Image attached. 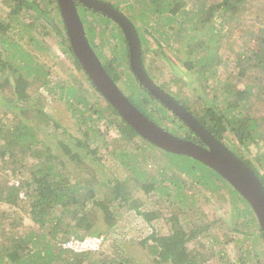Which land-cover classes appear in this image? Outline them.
<instances>
[{"label":"trees","instance_id":"trees-1","mask_svg":"<svg viewBox=\"0 0 264 264\" xmlns=\"http://www.w3.org/2000/svg\"><path fill=\"white\" fill-rule=\"evenodd\" d=\"M102 1L110 3L133 24L140 40L141 62L150 79L156 83L154 78H157L160 84L164 83V87H159L243 160L264 189V153L251 157L248 151L250 146H264L263 81L257 78L255 86L241 89L233 82L217 78L218 70L225 72L230 62L229 55L223 54L227 50L235 56L239 80L248 69L260 68L264 73V39L250 33L245 43L249 47L240 52L234 51V46L240 47L237 40L231 49L226 48L230 43L222 35L225 24L252 8L256 0ZM75 5L77 11L80 10L88 43L97 58L102 59L109 77L119 89L121 85L130 84L132 78L140 90V94L131 93L134 98L127 97L130 102L158 126H167L164 130L184 140L197 141L190 137L192 132L180 119L137 83L129 68L128 48L119 26L101 12L78 2ZM1 6L7 8V12H3L6 17H0V264H134L123 251L120 256L98 261L97 252H74L61 247L64 241L101 237L115 227L118 210L124 207L134 209L148 224L166 223L165 233L153 232L140 241L141 256L148 264H206L215 256L205 245L203 238H207L202 234L209 232L213 223L202 221L203 216L197 214L196 198L205 191L215 192L219 186L230 190L227 202L234 207L231 224H227L229 231L238 232L237 225L241 223L250 227L255 224L256 234H250L260 239L264 247L258 221L236 190L198 161L160 150L139 137L97 92L71 51L56 0H3ZM261 9L264 10V4ZM28 13L32 21L22 24V33L36 32L28 36L34 53L19 45L16 35L12 34L16 21ZM35 21L41 23V30H36ZM150 40H154L155 48ZM173 40L181 46L175 49L174 55H169L165 47L170 49ZM254 41H260L258 49L252 46ZM50 42L62 47L68 65L74 66L89 87L85 88L80 78L59 87L61 97L65 95L71 126L70 129L63 127V133L60 132L70 141L58 139L57 153L41 140L26 108L30 106L29 99L35 106L41 104L39 96L34 95L37 84L38 88H48L46 68L49 66L36 58L39 53L49 51ZM110 44L109 56L103 57L100 51L108 52L109 49H105ZM159 57L166 59L163 66L155 63L154 59ZM169 74L171 79L165 81ZM188 82L198 84V89L189 88ZM255 87L259 92L256 95ZM90 91L96 95L94 100L90 99ZM20 103L24 105L21 107ZM258 103L261 104L259 110ZM40 115L44 116L43 123L50 118L53 131L60 129L56 119L43 112ZM33 117L36 118L34 113ZM101 121L107 130L109 127L114 130L118 139L107 140L106 134L99 133L96 123ZM169 122L173 126L168 127ZM112 144L110 150L108 146ZM35 145H41V149L34 151ZM104 156L112 158L118 171L125 168L137 177L135 181L145 192L146 200L132 196L129 180L121 181L114 176L112 181H104L96 165ZM149 161L153 169L162 170L156 176L143 179L146 171L141 170V165ZM167 171L172 173L168 175ZM103 188L106 191L101 194ZM194 191L198 195L192 194ZM163 199H166L167 211L161 208ZM145 204L150 205V209L140 211ZM99 218L102 225H96ZM216 222L223 220L217 218ZM103 225L106 229H102ZM237 264H264V261L259 260L256 252L248 251L238 257Z\"/></svg>","mask_w":264,"mask_h":264},{"label":"rangeland","instance_id":"rangeland-1","mask_svg":"<svg viewBox=\"0 0 264 264\" xmlns=\"http://www.w3.org/2000/svg\"><path fill=\"white\" fill-rule=\"evenodd\" d=\"M120 3H122L123 0H119ZM3 0H0V17L3 19L6 17L4 13L7 12V8L4 6H1ZM253 2V1H252ZM264 0H256L252 8H248L244 12H241L238 17L235 18V20L230 21L228 24H225L223 27V39L227 41V43H230V46H226V48H232V43H234L235 40H237L240 47L235 48L234 51L243 52L245 48L249 47L246 42H248V36L250 37V33L254 34V37H260L261 39H264V10L261 9ZM6 11V12H5ZM4 12V13H3ZM79 15L80 10H78ZM54 14V13H53ZM51 15L53 18L54 15ZM88 14V13H86ZM31 14H26L21 16L18 21L15 23V27L12 31L13 35H16L15 39L18 40L17 42L19 45H22L24 48L31 51L32 53L35 52L33 49V45L28 43V36L29 34L33 35L36 32L34 30L29 31L27 30L25 33L23 32V25L27 24L32 21V18L30 17ZM55 21V24L58 26L59 23H57V19L53 18ZM36 30L42 29L41 23L39 21H35ZM39 27V28H38ZM28 28H25V30ZM170 40V39H168ZM154 40H150V45H152V48H155L156 45L152 43ZM162 43L165 40H161ZM253 47L259 48L260 47V41H254L251 43ZM50 49L48 52L45 53H39V57L36 58V60H41L44 62L48 68H46L47 71H49L47 75V81H49L48 88H38L37 84V92L34 93L35 96H39L40 99V106L36 105L29 99L27 104H30L29 107H26L29 109V120L31 121L32 117V123L33 127L35 126V129H37V134H39V137H42L41 140H43L44 143L49 144L50 148H52V151L57 153L58 148H56L55 143L58 139L66 140L69 142L70 140L64 136L65 134L60 135V132L63 133V127L66 129H70L71 123L69 122L70 118V112L68 109H66V103H65V95L61 97L59 87L64 84H68L72 82V80L80 78V81H82L85 88H87V83L83 80L80 73L76 71L74 66L68 65L69 60L65 58L63 55L62 47L55 43L50 42ZM243 45V47H242ZM180 44L177 41H171L170 49L168 47H165L169 53V55H174L176 52V48H180ZM108 50V52L100 51L101 55L103 57H108L110 54V51L112 49V45L110 44L108 48L105 50ZM226 56L229 55V61L227 63V68L225 72L222 70H218L217 78L220 79V81H230L234 84H237L239 88L243 89L245 87L255 86V82L257 78H260L263 81L264 84V73L260 68H256L253 70L248 69L245 76L242 78V80H239L238 76V68L234 64L235 56L232 52L226 51ZM98 55V53H97ZM99 61L103 63L102 59L100 57ZM145 60V68L147 70V60ZM155 63L159 62V66H163L166 61L164 58H156ZM232 60V61H231ZM163 63V64H162ZM130 79V77H128ZM171 79V75L165 77V81H169ZM154 81L157 85H161L162 87L165 86L164 83H159L157 78H154ZM189 83V82H188ZM189 88H195L198 89V84L195 83H189ZM53 86H56L53 88ZM187 86V85H185ZM50 88H53L52 92H48ZM89 88V87H88ZM121 91L126 97H132L130 96L131 93H138L140 94V90L136 87L134 80L131 78V82L126 83L124 85L120 86ZM187 90V87L185 88ZM253 90V89H252ZM91 93V91H90ZM253 93L256 95L258 94V89L255 87L253 90ZM187 96L189 94H186ZM90 96H92L90 99L94 100L96 98V95L91 93ZM264 97V94L261 96ZM67 98V97H66ZM255 99V98H254ZM258 101V100H256ZM70 102V100H69ZM21 107L24 105L23 103H20ZM260 105V106H258ZM256 108L259 110L261 109V104L258 103ZM0 107V115H2ZM36 111H41V113H45L46 115H49L52 119H56L58 124L60 125V129L56 130L57 132L53 131L54 128L50 126L52 122L47 121L44 122V116L40 115L41 113H37ZM33 113L34 116L33 117ZM42 123H38L41 122ZM161 124V123H160ZM48 125V126H47ZM162 125V124H161ZM168 127L173 126L171 122H169ZM163 128H166L167 126L162 125ZM96 129L99 130L102 135L107 140L115 139L117 138V135L115 134L114 130L109 127V130H107L106 125L104 121L97 122L96 123ZM107 131V132H106ZM118 139V138H117ZM135 143V142H134ZM130 145L134 147L135 144L130 142ZM112 145H109L108 148L112 150ZM125 146V145H124ZM120 146H117L119 149ZM56 148V149H55ZM130 149H133L131 147H127ZM229 148V147H228ZM34 151L37 149H41V145H35ZM159 149V148H158ZM161 150V149H160ZM41 151V150H40ZM249 153L251 157H255L258 154L264 153V146L262 148H259L257 146H250ZM147 156V155H146ZM90 158V157H89ZM88 158V160H89ZM142 157H138V160H141ZM178 161V159H174V162ZM101 164V166H100ZM99 168L98 172L102 177H105L104 181H112V178L115 176L119 180H129L130 183V190L133 197L139 198L141 201L146 200L147 197H144V191L141 189L138 182H136V176L129 171H127L125 168H121L120 171L116 169V163L112 160L109 156H104L103 161L99 164H96ZM264 166V164H263ZM153 163L149 161L147 164L146 162L141 165V170L146 171V177L143 179H148L153 176H156L161 170L159 168H152ZM166 173L171 174L172 172L167 171ZM130 176V177H128ZM184 179H187L185 176H181ZM222 185V184H219ZM216 189L215 192L211 191H205L203 194L198 195L197 191H194L192 194H196L197 196V203L195 207H199V211L197 214H200L203 216L202 221H205L207 223H213L212 229H210L209 232L203 233L202 237H206L207 239L204 240L205 245L208 247V249L212 250L214 253V256L211 260L207 261L206 264H237L238 257L245 254V252H256L258 254V258L261 261H264V247L262 244V241L256 236H252L250 233L256 234V226L250 227V225L246 224H238L236 222L238 232L229 231L230 229L227 227V224H231V218H232V212L234 211V207L230 205L227 202V191H230L229 189L221 188ZM184 190H187L184 189ZM100 191V190H99ZM106 191L105 188L101 189V194ZM153 194L151 193V196ZM157 199V198H156ZM160 205L162 206V210L167 211L168 205L166 203V199H163L162 202H160ZM1 206H5L4 204H1ZM150 205L145 204L144 207H140V211H146L147 209H150ZM241 209V205H240ZM190 211V210H189ZM99 213V212H98ZM118 216L119 220L114 228H111L110 230H107V232H104L102 237V247L100 250L95 253V256L97 257L98 261L107 258L109 256L113 255H121L122 251L126 252L130 259L135 262L134 264H148L147 260L143 259V256H141L142 250L140 241L150 235L153 232H157L159 235L163 234L167 230L166 223H163L162 221L158 222H152L148 224L143 220V218L137 214V212L134 209H128L127 207L121 208L118 210ZM185 213H189L188 211H185ZM193 218V217H192ZM222 219L223 222H226L224 224L223 222H216V219ZM199 223V222H198ZM223 223V224H222ZM103 221L99 218V221L96 223V225H102ZM102 229H106L105 226H102ZM255 238V239H254ZM212 239V240H211ZM230 239H232V242H230ZM212 241H214L212 243ZM1 242V239H0ZM220 252V254H219ZM145 257V256H144Z\"/></svg>","mask_w":264,"mask_h":264},{"label":"water","instance_id":"water-1","mask_svg":"<svg viewBox=\"0 0 264 264\" xmlns=\"http://www.w3.org/2000/svg\"><path fill=\"white\" fill-rule=\"evenodd\" d=\"M56 2L73 55L91 84L118 116L139 137L155 147L172 154L190 157L215 171L249 204L264 237V189L261 181L243 160L217 140L178 101L150 79L141 62L140 40L133 24L110 3L102 0H56ZM75 2L101 12L119 26L128 48L129 68L137 83L180 119L202 145L184 140L164 130L144 116L122 93L89 45Z\"/></svg>","mask_w":264,"mask_h":264},{"label":"built area","instance_id":"built-area-1","mask_svg":"<svg viewBox=\"0 0 264 264\" xmlns=\"http://www.w3.org/2000/svg\"><path fill=\"white\" fill-rule=\"evenodd\" d=\"M102 238L86 237L81 240H68L61 243V247L65 250L74 252L92 251L95 252L101 248Z\"/></svg>","mask_w":264,"mask_h":264},{"label":"clouds","instance_id":"clouds-1","mask_svg":"<svg viewBox=\"0 0 264 264\" xmlns=\"http://www.w3.org/2000/svg\"><path fill=\"white\" fill-rule=\"evenodd\" d=\"M120 12V11H119ZM121 13V12H120ZM156 84V83H155ZM157 85V84H156ZM158 87H159V85H157ZM160 88V87H159ZM161 89V88H160ZM164 91V90H163ZM191 115H192V113H190ZM193 116V115H192ZM194 117V116H193ZM195 118V117H194ZM196 119V118H195ZM197 120V119H196ZM198 121V120H197ZM182 122V121H181ZM187 129H188V127H186ZM189 130V129H188ZM190 131V130H189ZM192 132V131H191ZM171 133V132H170ZM172 134V133H171ZM192 134H193V136L196 138V140H197V142L195 143V142H193L192 140H187V141H191V142H193V143H195V144H198V145H202V143L200 142V140L194 135V133L192 132ZM174 135V134H173ZM176 136V135H175ZM178 137V136H177ZM180 138V137H179ZM183 139V138H182ZM221 142V141H220ZM222 143V142H221ZM223 144V143H222ZM224 145V144H223ZM225 146V145H224ZM229 149V148H228ZM230 150V149H229ZM231 151V150H230ZM232 152V151H231ZM86 237H93V236H86ZM86 237H84V238H86ZM100 238H102L103 239V237L101 236ZM83 239V238H82ZM63 243V242H62ZM101 245H102V243H101ZM100 250V249H99ZM99 250H97V251H95V252H98Z\"/></svg>","mask_w":264,"mask_h":264},{"label":"flooded vegetation","instance_id":"flooded-vegetation-1","mask_svg":"<svg viewBox=\"0 0 264 264\" xmlns=\"http://www.w3.org/2000/svg\"><path fill=\"white\" fill-rule=\"evenodd\" d=\"M190 137L195 139V137H194V136H192V135H190ZM195 142H197V141H195Z\"/></svg>","mask_w":264,"mask_h":264}]
</instances>
